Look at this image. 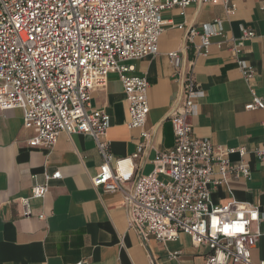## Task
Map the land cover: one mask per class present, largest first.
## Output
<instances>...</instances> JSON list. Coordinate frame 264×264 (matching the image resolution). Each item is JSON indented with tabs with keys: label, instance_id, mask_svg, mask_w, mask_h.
Returning a JSON list of instances; mask_svg holds the SVG:
<instances>
[{
	"label": "built area",
	"instance_id": "2783aa9c",
	"mask_svg": "<svg viewBox=\"0 0 264 264\" xmlns=\"http://www.w3.org/2000/svg\"><path fill=\"white\" fill-rule=\"evenodd\" d=\"M257 1L264 14V0ZM236 2L0 0V108L23 112L25 125L37 131L30 140L32 147L53 149L62 133L90 136L103 159L93 186L122 194L129 230L145 245L150 237L167 243L188 236L195 247L209 250L204 264H254L251 251L261 234L251 227L261 222L262 213L256 206L212 202L215 189L230 177L250 179L251 169L243 160L246 149L215 147L194 135L192 118L204 97L194 78V63L183 81V101L170 117L175 145L157 153L148 175L141 174L136 164L144 145L131 156L116 157L106 139L110 116L93 109L91 101L93 93L107 84L109 74L116 73L128 104V128L140 129L147 141L150 86L146 77L133 74L129 63L159 54L164 12L179 8L184 13L194 3H220L234 14ZM186 32L190 43L200 40L195 47L199 56L208 55L212 38L224 37L221 29L210 25ZM256 36L245 30L238 41H225L247 84L254 81L256 70L244 58L243 46ZM168 57L181 69L178 52ZM246 110L264 111V99L253 95ZM253 152L264 164V148ZM235 154L240 157L237 163L231 160ZM61 178L60 172L46 177L47 182ZM49 190L48 183L33 185L30 195L20 201L24 217L32 216L31 202L44 199Z\"/></svg>",
	"mask_w": 264,
	"mask_h": 264
},
{
	"label": "crops",
	"instance_id": "0c3cea01",
	"mask_svg": "<svg viewBox=\"0 0 264 264\" xmlns=\"http://www.w3.org/2000/svg\"><path fill=\"white\" fill-rule=\"evenodd\" d=\"M236 4L234 14L220 3H194L184 13L179 8L164 12L159 54L129 63L133 74L146 77L150 86L147 141L140 129L128 128V104L116 73H110L107 84L93 93L91 106L110 116L106 139L116 157L131 156L144 145L136 164L141 174L148 175L157 153L175 145L170 117L183 101V81L194 63L195 81L204 92L192 118L194 135L215 147L246 149L243 160L251 169L250 179L230 177L211 199L218 206L238 203L260 209L262 220L251 227L261 234L251 251L258 264L264 261V164L253 151L264 148V111H247L246 105L253 95L264 99V14L257 0ZM206 25L221 29L224 37L212 38L208 55L199 56L195 47L200 40L190 43L186 29L202 30ZM245 30L257 35L243 46L244 58L256 70L251 84L243 80L230 43L225 42L238 41ZM172 52L179 53L181 69L171 64ZM36 134L34 127L25 125L21 110L0 108V264L205 263L209 250L195 247L188 236L167 243L150 237L145 245L129 230L122 194L93 186L103 159L90 136L62 133L56 146L48 149L30 145ZM231 160L237 163L240 157L235 154ZM57 172L62 178L47 182L46 177ZM35 183H48L50 190L44 199L31 202L33 214L24 217L20 201Z\"/></svg>",
	"mask_w": 264,
	"mask_h": 264
},
{
	"label": "clouds",
	"instance_id": "9594fccd",
	"mask_svg": "<svg viewBox=\"0 0 264 264\" xmlns=\"http://www.w3.org/2000/svg\"><path fill=\"white\" fill-rule=\"evenodd\" d=\"M237 230H239V226H237ZM226 231H230V230L226 229Z\"/></svg>",
	"mask_w": 264,
	"mask_h": 264
}]
</instances>
